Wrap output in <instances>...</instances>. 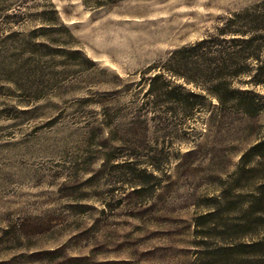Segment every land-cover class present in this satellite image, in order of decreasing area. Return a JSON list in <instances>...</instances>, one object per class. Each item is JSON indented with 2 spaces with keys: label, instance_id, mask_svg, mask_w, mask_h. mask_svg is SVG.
<instances>
[{
  "label": "rangeland",
  "instance_id": "374dc122",
  "mask_svg": "<svg viewBox=\"0 0 264 264\" xmlns=\"http://www.w3.org/2000/svg\"><path fill=\"white\" fill-rule=\"evenodd\" d=\"M263 1L0 0V264H264V74L231 85L248 115L166 73L200 112L142 108L152 67ZM262 36L237 49L264 66Z\"/></svg>",
  "mask_w": 264,
  "mask_h": 264
},
{
  "label": "trees",
  "instance_id": "16d2710c",
  "mask_svg": "<svg viewBox=\"0 0 264 264\" xmlns=\"http://www.w3.org/2000/svg\"><path fill=\"white\" fill-rule=\"evenodd\" d=\"M263 8L264 1L231 14L223 21L222 28L217 29L216 37L209 39L206 37L194 44L184 46L173 52L161 65L152 67L151 71L156 74L149 80L148 89L143 95L142 108H149L151 104L160 106L162 103H169L177 104L184 117L200 112L201 104L196 100L198 95L194 93L185 95L182 91L171 89L170 81L162 80L161 77L162 73H166L195 88L217 83L211 90L212 96H219L222 88L229 91L227 99L223 98L224 103L221 101V111L213 114L214 120L220 116L225 118L230 113L250 114L256 106V99L234 104L232 102L236 100L235 96L244 94L230 88L239 78L248 77L250 80H255L264 74L263 61L257 49L255 51H250V47L237 49L239 43L252 47L259 38L263 37ZM226 37L229 38L231 46L226 47L222 44L224 43L222 38ZM253 65L256 66L254 75L251 69ZM158 82L161 85H157ZM255 84L260 83L258 81Z\"/></svg>",
  "mask_w": 264,
  "mask_h": 264
}]
</instances>
